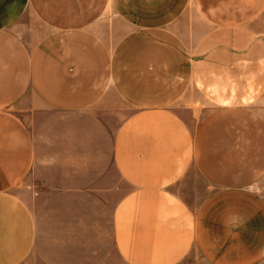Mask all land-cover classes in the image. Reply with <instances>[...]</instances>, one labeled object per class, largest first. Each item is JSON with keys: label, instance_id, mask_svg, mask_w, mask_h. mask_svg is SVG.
Instances as JSON below:
<instances>
[{"label": "crops", "instance_id": "0c3cea01", "mask_svg": "<svg viewBox=\"0 0 264 264\" xmlns=\"http://www.w3.org/2000/svg\"><path fill=\"white\" fill-rule=\"evenodd\" d=\"M21 27L43 29L28 44ZM24 99L33 122L70 118L35 132ZM193 247L264 264V0H0V264Z\"/></svg>", "mask_w": 264, "mask_h": 264}, {"label": "rangeland", "instance_id": "374dc122", "mask_svg": "<svg viewBox=\"0 0 264 264\" xmlns=\"http://www.w3.org/2000/svg\"><path fill=\"white\" fill-rule=\"evenodd\" d=\"M32 17L26 16L23 18V21L26 23L28 22L27 20H31ZM33 24H36L37 21L33 19L31 21ZM31 22H28L31 23ZM20 25V24H19ZM17 25V26H19ZM20 27V26H19ZM43 28H13V30L16 31V33L22 37V39L26 43H32L36 37L40 35L42 32ZM118 99L117 97L114 98V103L111 105V107L107 110V113L105 114L106 119L108 122H112L115 126L118 124L120 118H123L125 114L131 111V109L126 106L125 104L120 105L117 103ZM28 101L23 100L11 107V110L15 112L17 115H19L21 118H23L25 121H28V124L30 125L31 129L35 132H40L43 130V126L45 125L46 128H48V125L50 126H58L56 123L64 122L65 120H69L70 118L68 115H65L64 113H59L56 111H45L39 115H37V121H32L31 119L29 120V114H28ZM55 122V123H54ZM57 130V129H56ZM48 131V129H46ZM194 169L191 168V175H194ZM35 181V176L31 172L27 178L20 184L21 190L25 189L27 190L30 194H33V192L36 190V187H33V183ZM32 186V188H31ZM190 195V194H188ZM114 256H116L115 252L113 253ZM22 264H48L47 262L44 261V259L40 255H32L30 256L27 260H25ZM179 264H214L211 261H207L203 259L200 255V251L196 248L193 247L189 255Z\"/></svg>", "mask_w": 264, "mask_h": 264}]
</instances>
